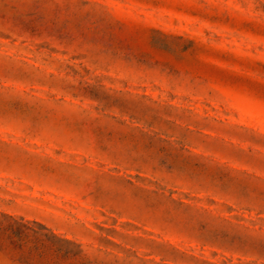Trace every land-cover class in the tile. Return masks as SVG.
Masks as SVG:
<instances>
[{"label":"rangeland","instance_id":"374dc122","mask_svg":"<svg viewBox=\"0 0 264 264\" xmlns=\"http://www.w3.org/2000/svg\"><path fill=\"white\" fill-rule=\"evenodd\" d=\"M0 264H264V0H0Z\"/></svg>","mask_w":264,"mask_h":264}]
</instances>
